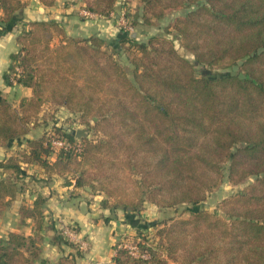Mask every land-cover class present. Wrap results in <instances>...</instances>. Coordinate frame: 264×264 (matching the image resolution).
Segmentation results:
<instances>
[{
    "label": "trees",
    "instance_id": "16d2710c",
    "mask_svg": "<svg viewBox=\"0 0 264 264\" xmlns=\"http://www.w3.org/2000/svg\"><path fill=\"white\" fill-rule=\"evenodd\" d=\"M28 1L0 0V35L15 27ZM83 1L108 16L118 0ZM179 11L165 33L145 40L128 30L115 37L69 35L56 18L34 19L19 32L20 48L4 77L31 86L33 94L16 106L0 89V146L25 140L0 160V213L28 187L26 163L42 165L46 180L72 173L76 186L107 195L104 206L137 215L148 203L160 209L200 203L227 179L247 184L214 210L194 207L186 216L139 225L126 234L139 254L121 239L115 261L264 264V0H140L132 23L157 25ZM61 108L70 112L67 121L89 126L87 136L56 122L26 137L43 110L55 118ZM53 137L70 145L56 149ZM45 201L39 194L33 207L21 205V221L32 217L35 232L0 236V264H36L44 228L55 231V243L74 248L58 264H78L83 250L45 223Z\"/></svg>",
    "mask_w": 264,
    "mask_h": 264
},
{
    "label": "crops",
    "instance_id": "0c3cea01",
    "mask_svg": "<svg viewBox=\"0 0 264 264\" xmlns=\"http://www.w3.org/2000/svg\"><path fill=\"white\" fill-rule=\"evenodd\" d=\"M79 2V5L76 3L65 5L62 0H55L56 6H51L42 0H29L23 11L18 12L20 19L15 27L10 32L0 35V89L16 106H20L24 98H28L33 94L31 86L21 83L9 84L4 77L5 72L11 65L12 54L20 48L17 42V35L21 31V26L25 23V19L56 18L64 22L69 35L85 36L95 33L93 31L98 28L94 24L96 19H98L97 16L82 18L86 15L83 12L85 8L81 6L84 2ZM49 12V16H46V13ZM71 19H73L74 29L76 30L73 34L69 31ZM114 22L117 23L116 20ZM64 109L66 108H61L59 111L64 112ZM59 111L57 117L45 118L43 115L45 110H43L36 124L26 134V137L41 136L45 131L51 129L56 122L59 124L63 123L65 127H73L74 125L70 126L71 124H67L66 120L59 115ZM69 115L70 112L65 116ZM24 145L25 140L23 139L20 142L14 140L6 145H1L0 160ZM55 157L53 155L51 158L55 159ZM23 175L28 187L18 193L10 204L1 211L0 236H7L11 231L21 232L26 235L35 232V220L32 217H25L24 221H21L20 207L23 204L33 207L36 197L41 194L46 198L43 207L45 223L47 225L54 223L60 229H64L67 225L76 224L78 229L73 238L74 240H72L77 245L81 241L87 243V248L82 249V254L77 256L78 264H95L96 262H99V264H117L114 258L116 253L115 244L123 239L126 234H133L137 227L145 224L146 221L174 216L168 215V212L173 207L160 209L154 203H148L138 215L127 212L122 208L104 206L102 200L107 197L104 192H94L90 185L84 187L76 186L72 173H68L66 177L59 173H54L47 180L43 179L42 177H45V169L40 164H24ZM150 231L153 232L154 229L150 228ZM42 233V252L36 264H58L62 255L74 250L67 243H55L52 240V236L55 233L53 229L44 228ZM167 264L180 263L175 260H169Z\"/></svg>",
    "mask_w": 264,
    "mask_h": 264
},
{
    "label": "rangeland",
    "instance_id": "374dc122",
    "mask_svg": "<svg viewBox=\"0 0 264 264\" xmlns=\"http://www.w3.org/2000/svg\"><path fill=\"white\" fill-rule=\"evenodd\" d=\"M51 1H52V3H49V4L51 6L52 5L56 6L55 0H51ZM79 1L84 2L83 0H62L63 4H65V5L75 4V3L77 5H79L80 4ZM116 3L117 4H115V8L113 9L114 12H112L110 15H108V16L94 15V16H97V18H98L94 22V24L97 25L98 28L96 30H94L93 32H99L101 35H104L106 37H115L116 35L120 34L121 31L125 32L126 30H128V31H131L134 35H136L140 39L145 40L150 35L157 34V33H165L166 25H168L169 22L172 21L173 17L177 13H180V11H179V12H172L171 14H168V16L161 19L157 25L148 26V25H141L140 24V25L136 26L132 23V21H134L135 18H137L136 16H134V14H135L137 7L140 3V0H118V2H116ZM81 6L83 8L85 7L84 4ZM20 11H23V9ZM48 14H50V12L46 13V16H49ZM94 16H92V17H94ZM18 19H20V15L18 16ZM84 19H86V18H84ZM32 20H34V19L33 18H29L28 20L25 19V23H24L25 25L23 24V26H21L22 27L21 30L24 28H28L30 26V23ZM114 20H116L117 23H115ZM70 22H71V24L69 26V31L71 34H73L76 31L74 29L73 19H71ZM99 26H100V30H99ZM130 28H131V30H130ZM78 36H84V35H78ZM57 41L58 40H56L55 42H57ZM176 42H177V46L179 47L180 52L182 54H184L185 56H187L188 58H190L191 60H193L194 59L193 54L190 51L184 49V47H182L180 45L179 40H176ZM196 68L199 72H210V70L207 67L205 68L202 65H197ZM234 68H236V67H233V69ZM213 70L216 71L217 69L214 67ZM218 70L221 72L222 71L224 72V71H228L229 69H218ZM128 71H131L130 67H128ZM68 113L69 112L66 109H64V112L59 111V115H61V117L64 120H66L67 124L68 123L71 124L70 126L74 125L73 127H86L90 130L89 126H87L85 123H80V124L73 123L72 124V122L67 121L68 116H65V115ZM246 184L247 183L233 184L229 180L226 179L219 188L214 190V192H212L208 196V198L206 200H204L200 203H197V204H181V205L175 206L168 212V215H185L186 216V215H188V212L191 209H194V207H196V208H208L210 210H214V209L218 208L222 198H224V197L228 196L229 194L234 193L238 190H241ZM219 212L222 215L224 214L220 209H219Z\"/></svg>",
    "mask_w": 264,
    "mask_h": 264
},
{
    "label": "built area",
    "instance_id": "2783aa9c",
    "mask_svg": "<svg viewBox=\"0 0 264 264\" xmlns=\"http://www.w3.org/2000/svg\"><path fill=\"white\" fill-rule=\"evenodd\" d=\"M83 12H84V14L89 15V16L95 15L94 13L90 12L87 9H84ZM130 30H131V28H130ZM52 144L56 149H58L60 147H68L70 145V143L66 139L56 138V137H53ZM63 232L72 240L76 235L77 229H75L73 227V225H67L64 227ZM125 236L123 238L124 240H123L122 244L124 246H126L132 254L138 255L139 254L138 247L133 242L131 235H125ZM78 247L80 249H86L87 243L85 241H81V242H79ZM95 264H99V262H96Z\"/></svg>",
    "mask_w": 264,
    "mask_h": 264
},
{
    "label": "water",
    "instance_id": "95a60500",
    "mask_svg": "<svg viewBox=\"0 0 264 264\" xmlns=\"http://www.w3.org/2000/svg\"><path fill=\"white\" fill-rule=\"evenodd\" d=\"M88 132H89V129L86 127H78L75 129V134H76V137H78V138H81L83 136H87Z\"/></svg>",
    "mask_w": 264,
    "mask_h": 264
}]
</instances>
